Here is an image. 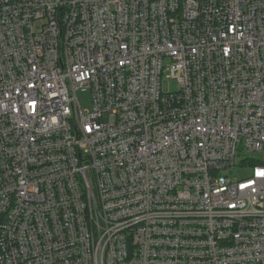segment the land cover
I'll return each instance as SVG.
<instances>
[{"label": "built area", "instance_id": "1", "mask_svg": "<svg viewBox=\"0 0 264 264\" xmlns=\"http://www.w3.org/2000/svg\"><path fill=\"white\" fill-rule=\"evenodd\" d=\"M0 264H264V0H0Z\"/></svg>", "mask_w": 264, "mask_h": 264}, {"label": "rangeland", "instance_id": "2", "mask_svg": "<svg viewBox=\"0 0 264 264\" xmlns=\"http://www.w3.org/2000/svg\"><path fill=\"white\" fill-rule=\"evenodd\" d=\"M164 88L166 90L176 91L178 86L175 81L170 80L169 82H165ZM76 96H77L78 103L81 106L83 111L91 109V94L88 90L77 92ZM236 170L237 169H235L233 172L235 173ZM240 172L241 174L247 173V171H240Z\"/></svg>", "mask_w": 264, "mask_h": 264}]
</instances>
